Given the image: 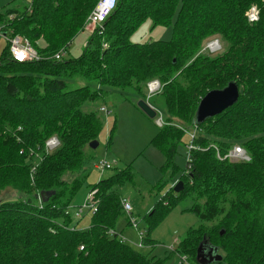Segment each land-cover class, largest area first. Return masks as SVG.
<instances>
[{
  "label": "trees",
  "instance_id": "16d2710c",
  "mask_svg": "<svg viewBox=\"0 0 264 264\" xmlns=\"http://www.w3.org/2000/svg\"><path fill=\"white\" fill-rule=\"evenodd\" d=\"M98 1L0 7L2 31L24 36L41 57L18 62L8 41L0 58V192L17 194L0 197V264L161 263L118 231L122 221L132 225L120 191L134 182L131 165L90 184L97 209L89 227L78 228L69 211L95 161L89 143L104 126L100 109L88 104L128 89L142 94L155 79L161 88L148 99L160 96L165 114L152 142L166 158L164 168L174 170L179 144L197 134L179 178L184 187L175 192L172 186L144 216L149 233H142L141 246L153 248L150 233L179 202L189 201L185 209L200 223L179 241L180 255L196 260L205 240L222 255L215 264H264V0H118L79 57L56 60L84 30ZM253 5L259 20L249 22ZM147 19L153 26L174 21L171 39L132 42ZM214 35L227 46L212 56L202 46ZM75 77L85 84L71 87ZM230 82L240 88L238 101L197 123L201 99ZM53 136L60 146L48 151ZM235 145L248 161L223 157ZM46 191L54 193L43 201Z\"/></svg>",
  "mask_w": 264,
  "mask_h": 264
},
{
  "label": "rangeland",
  "instance_id": "374dc122",
  "mask_svg": "<svg viewBox=\"0 0 264 264\" xmlns=\"http://www.w3.org/2000/svg\"><path fill=\"white\" fill-rule=\"evenodd\" d=\"M16 1L18 0H0V7L7 6ZM21 1L19 5L23 8L29 6L33 0ZM85 24L87 30L79 33L73 39L66 50L64 60L70 57H79L82 54L88 38L93 33V27L87 23V20ZM173 24L174 21L167 26H153L152 21L147 19L132 34L131 41L145 43L152 40H169L172 37ZM213 41H218L221 48L219 47L220 49L218 48V50L211 52L208 49L210 48V43ZM7 45L8 39L5 36H0V58L4 54ZM226 46V43L220 36L214 35L203 42L202 52L215 56L223 52ZM85 82L83 78L78 77L69 79L71 87L82 86ZM142 92L145 95L128 89L122 94L120 92L117 95L110 94L106 96V100L103 102L97 101L88 104V108L94 110H99L101 106L105 105L108 111H99L103 116L104 126L98 135L99 146L93 150L95 161L91 165L86 183L71 201L70 208L74 214V220L79 222L80 226L90 225L93 213L92 208L87 206V200L90 195V184H96L99 180L115 174L117 170L131 165L135 177L134 182L126 184L120 191L129 198L133 208L132 216L136 219L138 226L134 227L122 221L118 228L119 233L122 234L127 244L133 248L135 247L143 253L159 258L161 260L160 264H181L182 255L177 252L179 241L184 237L189 228L196 227L200 223L195 213L185 209L190 205L189 201L179 202L150 233L156 244L153 248L140 245L142 243L140 233L142 232L145 235L149 233L144 216L153 209L155 203L162 199L172 186L176 185L180 176L184 173L188 151L187 145L190 144V137H184V140L177 148L173 160L174 170L172 168H164L166 158L153 144L152 140L159 131L160 124L158 120L161 118V115L164 117L165 105L160 96L154 95L149 100V103L153 104L156 108L157 116L155 118L148 117L138 107V101L140 99L147 101L151 92L147 86ZM57 147L52 149V151L56 150ZM104 161L110 167H102L100 164ZM68 176L70 175H65V178ZM161 183L164 185L158 186ZM16 196V192L12 189L0 192L2 199H13ZM78 210H81L80 218H76L75 216ZM190 261L192 264H197L195 259H190Z\"/></svg>",
  "mask_w": 264,
  "mask_h": 264
},
{
  "label": "built area",
  "instance_id": "2783aa9c",
  "mask_svg": "<svg viewBox=\"0 0 264 264\" xmlns=\"http://www.w3.org/2000/svg\"><path fill=\"white\" fill-rule=\"evenodd\" d=\"M117 1L118 0H99L98 1L97 5L92 10V12L90 13L87 19V23L93 27L92 31L94 30L96 26H100L109 17V15L114 11L117 5ZM247 18L249 22H256L259 20V9L256 5L251 6L250 9L247 11ZM0 36H5L8 39L10 43V52L14 60L18 62H24V61L39 60L41 58L38 55L37 51L32 47L30 41L24 36L16 35L14 37H10L7 33H4L1 28H0ZM213 45H216V46L214 47ZM104 47H107V44H104ZM219 47L221 48V46L219 45V42L213 41L210 43V48L208 50L211 52H214L218 50ZM65 54H66V49L62 48L54 55V58L56 60H61L64 58ZM147 87L149 88L151 92L150 95L156 93L161 88L159 81L156 79L149 81L147 84ZM100 111L107 112L108 109L104 105L100 107ZM158 122L161 125L162 118H160ZM189 135H190V144L187 145V149L190 151L191 148H195L193 140L196 136V133L191 132ZM58 145H59L58 138L51 137V139L47 140L45 148L48 151H52V149L56 148ZM187 156L186 158L188 159L189 154H187ZM223 157L230 158L233 161H240V160L248 161L250 159L245 149L241 147L240 145H235ZM100 165L106 168L110 167L106 163V161L102 162ZM94 196H95V193L93 191H90V195L87 200V206H90L92 208V212H93L92 214H94L97 209ZM122 206H123L124 211L129 216L132 225L134 227H137L138 224L134 216H132L133 208L128 198H122ZM75 215L76 217H80L81 210L76 211ZM141 236H142V232L140 233V237ZM81 248H83V246H81ZM181 264H192V263L188 260V258L185 255H182Z\"/></svg>",
  "mask_w": 264,
  "mask_h": 264
},
{
  "label": "water",
  "instance_id": "95a60500",
  "mask_svg": "<svg viewBox=\"0 0 264 264\" xmlns=\"http://www.w3.org/2000/svg\"><path fill=\"white\" fill-rule=\"evenodd\" d=\"M240 88L237 83L230 82L223 89H214L209 91L200 101L196 112V122L202 123L207 118L216 116L222 113L225 109L234 105L239 98ZM138 107L150 118L157 116V111L147 101L140 99ZM99 146V141L93 140L89 143V147L95 150ZM184 185L182 181H178L174 186L175 192H180ZM53 191H46L41 193L43 201H47L48 197L52 195ZM224 231L221 232L223 234ZM205 240L200 243L196 260L199 264H211L222 260V255L217 253L216 247H207L204 245Z\"/></svg>",
  "mask_w": 264,
  "mask_h": 264
},
{
  "label": "crops",
  "instance_id": "0c3cea01",
  "mask_svg": "<svg viewBox=\"0 0 264 264\" xmlns=\"http://www.w3.org/2000/svg\"><path fill=\"white\" fill-rule=\"evenodd\" d=\"M20 1V2H19ZM22 1L21 0H18V1H16L15 3L17 4L18 3V5L21 3ZM20 6V5H19ZM85 30H87L86 29V24H85V27H84V30L83 31H85ZM82 31V32H83ZM147 102L149 103V99H147ZM150 104V103H149ZM151 106H153L152 104H150ZM154 107V106H153ZM154 109H156L155 107H154ZM157 111V110H156ZM161 118H162V122H163V119H164V117L161 115ZM122 198H128V197H126L125 195H123L122 194ZM122 198H121V200H122ZM129 199V198H128ZM70 208V207H69ZM69 211H71V208L69 209ZM70 213H72L73 214V212L71 211ZM76 216V215H75ZM73 217H74V214H73ZM76 218H80V217H76ZM91 222V221H90ZM91 224V223H90ZM121 224H119V226H120ZM90 225H85L84 227H82V226H80V223L78 222V225H77V227L78 228H87V227H89ZM119 226H118V228H119ZM140 246V245H139ZM215 263V262H214Z\"/></svg>",
  "mask_w": 264,
  "mask_h": 264
},
{
  "label": "bare ground",
  "instance_id": "6f19581e",
  "mask_svg": "<svg viewBox=\"0 0 264 264\" xmlns=\"http://www.w3.org/2000/svg\"><path fill=\"white\" fill-rule=\"evenodd\" d=\"M214 47L216 46V45H213Z\"/></svg>",
  "mask_w": 264,
  "mask_h": 264
}]
</instances>
